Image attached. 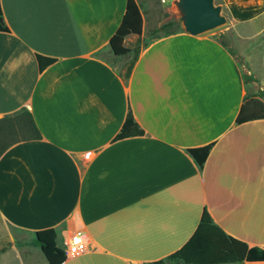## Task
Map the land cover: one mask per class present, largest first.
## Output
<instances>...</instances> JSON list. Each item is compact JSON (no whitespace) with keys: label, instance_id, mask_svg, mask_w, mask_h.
<instances>
[{"label":"crops","instance_id":"1","mask_svg":"<svg viewBox=\"0 0 264 264\" xmlns=\"http://www.w3.org/2000/svg\"><path fill=\"white\" fill-rule=\"evenodd\" d=\"M221 1L231 27L264 32V0ZM126 3L0 0V118L26 108L40 133L0 155V247L10 243L0 264L36 254L48 264L27 247L46 228L60 246L76 231L87 238L62 264H264L245 260L264 248V117L236 123L264 114V42L244 57L245 84L212 35L144 40L139 5L140 51L125 78L129 58L109 40ZM37 54L55 61L39 71ZM128 110L143 134L114 140ZM208 144L199 167L187 149Z\"/></svg>","mask_w":264,"mask_h":264},{"label":"trees","instance_id":"2","mask_svg":"<svg viewBox=\"0 0 264 264\" xmlns=\"http://www.w3.org/2000/svg\"><path fill=\"white\" fill-rule=\"evenodd\" d=\"M175 20H168L162 23L159 27L152 29V38H158L172 34L177 31H181ZM142 29V17L139 5L135 0H127L126 10L123 16V20L109 40V48L115 57H128V63L122 76L127 78L130 74L132 66L137 59L140 51L139 37L137 38L133 46H125V38L129 35L141 34ZM0 31H9L5 24L1 6H0ZM222 45L228 48V43L224 33L213 35ZM39 71H42L45 67L55 61L54 58L45 57L43 55H36ZM113 65V64H112ZM114 66V65H113ZM251 80V76L246 73L243 74L244 83H248ZM258 95L264 97L263 91H258ZM259 112H264V109H260ZM264 114H259L249 118H243L241 114L236 118V123H240L244 120L253 118H262ZM141 130L137 123L134 121L132 113L128 110L125 120L119 133L115 136L114 140L122 139L129 136L141 135ZM39 130L33 121L30 111L26 108H22L10 115H6L0 118V155L9 148L12 144L18 141L39 139ZM212 144H208L202 147L189 148L187 152L192 156L194 161L199 167H202L208 152ZM35 238L38 246L40 247L44 257L48 264H62L65 259V253L57 241V233L54 228L41 229L35 232ZM10 247V243L4 244L0 247V254ZM247 262H264V248L257 246L250 247L247 250L246 258ZM164 259L154 261L152 264H163Z\"/></svg>","mask_w":264,"mask_h":264},{"label":"rangeland","instance_id":"3","mask_svg":"<svg viewBox=\"0 0 264 264\" xmlns=\"http://www.w3.org/2000/svg\"><path fill=\"white\" fill-rule=\"evenodd\" d=\"M139 5L141 6V9L145 15H147L150 19V21L147 24V27L145 28L144 35L142 36L144 40L152 39L153 35L151 34L152 29L158 26L159 23L166 22L168 20H175L178 21V17L173 11V0H138ZM215 4H220L221 0H214ZM152 11V13L150 12ZM222 14L226 18V22L220 26H217L216 28H213L209 31L204 32V34L209 35H218L220 33H224L226 36L227 43L229 47L233 50L236 57L239 58L240 62L242 63V70L246 73L245 67L247 66L246 61L244 57L246 54H248L249 51H251L254 48H261L262 44L264 42V32L255 37L254 35H249V31L245 33L242 32L241 29H237L234 27H231L230 23V15H228V12L226 10V7L223 6L222 8ZM178 26L177 28L182 29L180 22H177ZM203 34V33H202ZM140 36L137 35H130V39L127 41V46H133L137 40V38ZM105 54V57L107 60L112 61L111 56ZM121 66V63L119 64ZM259 86V83L256 86H252L250 90H253ZM262 97V96H261ZM262 101L264 102V97H262ZM29 237L28 239V248L35 249L37 247L36 241L34 239H31ZM39 249V248H38ZM40 251V250H39ZM34 264H41L40 257L36 254L34 257Z\"/></svg>","mask_w":264,"mask_h":264},{"label":"water","instance_id":"4","mask_svg":"<svg viewBox=\"0 0 264 264\" xmlns=\"http://www.w3.org/2000/svg\"><path fill=\"white\" fill-rule=\"evenodd\" d=\"M172 4L177 22L191 35L202 34L226 22L222 5L215 4L214 0H173Z\"/></svg>","mask_w":264,"mask_h":264},{"label":"built area","instance_id":"5","mask_svg":"<svg viewBox=\"0 0 264 264\" xmlns=\"http://www.w3.org/2000/svg\"><path fill=\"white\" fill-rule=\"evenodd\" d=\"M61 248L66 257H75L87 249V238L81 231H76L62 240Z\"/></svg>","mask_w":264,"mask_h":264}]
</instances>
